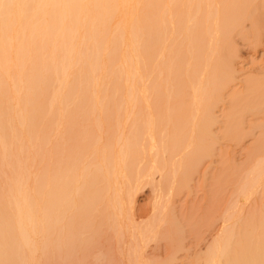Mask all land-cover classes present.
I'll return each instance as SVG.
<instances>
[{"label":"bare ground","instance_id":"6f19581e","mask_svg":"<svg viewBox=\"0 0 264 264\" xmlns=\"http://www.w3.org/2000/svg\"><path fill=\"white\" fill-rule=\"evenodd\" d=\"M245 6L242 0H0V172L9 174L0 195V264L32 256L37 240L49 255L53 243L76 238L67 227L73 221L84 229L101 194L105 209H115L122 191L153 184L156 173L174 177L188 161L195 168L209 157L213 110L236 80L231 33ZM263 33L257 21L254 38L261 46ZM177 45L186 48L185 59L165 72ZM164 77L171 78L166 113L172 118L155 133L148 82L157 87ZM248 83L252 99L264 97V78ZM243 97L235 94L234 103ZM248 107L250 117L263 121L239 141L254 139L257 130L261 138L239 166L232 212L200 250L199 264H244L240 251L231 250L247 224L253 231L249 264H264V98ZM103 115L118 134H109L108 151L89 150L82 132L97 130L99 138ZM142 162L146 169L139 172ZM127 174H135L134 181L119 185ZM158 226L138 233L140 249ZM59 247V255L67 254ZM140 253L119 262L141 264Z\"/></svg>","mask_w":264,"mask_h":264},{"label":"rangeland","instance_id":"374dc122","mask_svg":"<svg viewBox=\"0 0 264 264\" xmlns=\"http://www.w3.org/2000/svg\"><path fill=\"white\" fill-rule=\"evenodd\" d=\"M242 1L246 3L243 15L237 19L238 26L233 28L231 33L232 46L238 55L236 80L231 88L223 92L221 101L213 110L214 122L207 130L211 138V141L207 142L210 147L209 157L201 159L195 168L193 162L188 161L183 167V172L174 177L156 173L153 175V184L144 182L137 189L122 191L116 200L115 209H105L106 200L101 202L104 197V194H101L102 198L96 200L91 208V222L87 220L89 224H84V229L77 227L81 226L80 224L73 225V221L67 227L68 232L77 234L76 238L63 245L61 241L53 243L54 247L49 255L43 251L42 241L37 240L32 256L29 253L16 256L9 264H121V258H132L135 251L138 254V250L141 251V264H199L200 250L202 253L209 248L224 221V213L232 212L238 187L239 166L246 162L248 155L253 151L255 139L261 138V132L257 130L254 139L248 137L242 142L239 141L241 135L250 132V127L262 123L263 119L259 115L250 117L248 106L252 101L257 105L264 98L259 96L252 99L244 90L248 81H260L264 78V46L257 44L254 38L256 22L262 21L264 25V0ZM182 39H176V44ZM186 53V48H180L179 45L173 47L167 55L169 62L164 68H167L165 72L168 67L172 70L174 65L182 63ZM154 85V80L148 82L152 92L149 100L155 120L154 131L158 133L160 127L172 118L171 113H166L172 106L171 78L164 77L161 85ZM238 93L244 97L235 104L233 97ZM186 107H189L188 103ZM103 118L105 128L99 130V138L95 137L98 135L97 130L82 132L83 135H88L85 148L107 151L110 149L109 134L118 133L115 129L108 128L106 115H103ZM120 118H123L122 115ZM141 122L142 120L137 132L140 142L144 133ZM125 133L127 134V130ZM251 147L252 149H248ZM168 155L164 157L167 158ZM174 161L176 158L167 159L165 162L161 160V165L167 163L170 166ZM146 162L137 165L139 172L146 169ZM8 177V173L0 172V195L7 188ZM134 177L135 174H127V177L118 183L120 185L128 180L133 182ZM115 215L120 217V223L115 219ZM74 216H78V213ZM229 222L231 221L226 224ZM118 224L122 225V229ZM148 224H159L158 234L140 249L141 239L138 233H142ZM240 232L238 227L234 230L235 239ZM242 235L238 240L243 241L244 238V242L237 244L235 240L231 251H240L241 261L249 264L253 252L249 242V239L253 238V231L249 224L244 226ZM262 236L263 232V239ZM59 246L66 248L67 254L62 251L59 255ZM128 264L134 263L130 260Z\"/></svg>","mask_w":264,"mask_h":264}]
</instances>
